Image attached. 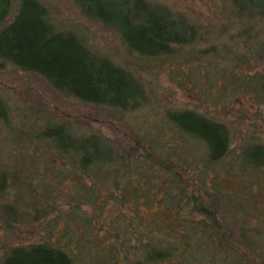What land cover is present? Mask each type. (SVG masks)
<instances>
[{
    "label": "rangeland",
    "instance_id": "obj_1",
    "mask_svg": "<svg viewBox=\"0 0 264 264\" xmlns=\"http://www.w3.org/2000/svg\"><path fill=\"white\" fill-rule=\"evenodd\" d=\"M155 1L188 16L207 41L174 55L135 58L125 52L118 35L82 17L73 0H46L56 24L68 25L142 76L150 103L138 110L111 116L104 108L59 95L41 77L13 67L0 72V98L9 107L8 122L0 120V171L9 177L5 199L30 214H42L11 229L0 223V250L51 241L71 250L75 264H264V167L242 166L238 157L240 146L264 141V52L246 60L231 57L232 52L247 51L243 41L229 39L241 29L229 0ZM260 29V39L251 41L253 54L261 50L260 40L264 43V19ZM211 44H218L215 54L203 56L201 49ZM181 108L196 109L229 126L231 146L224 160L203 165L199 144L181 135L167 116ZM45 114L125 146L133 143L135 133L155 161L140 152L131 181L122 187L115 186L108 165L81 173L35 138L33 125ZM155 157L177 166L170 172ZM205 186L216 190L225 232L175 206L176 188L203 196ZM161 238L181 240L182 246L172 258L143 261V244Z\"/></svg>",
    "mask_w": 264,
    "mask_h": 264
},
{
    "label": "trees",
    "instance_id": "obj_2",
    "mask_svg": "<svg viewBox=\"0 0 264 264\" xmlns=\"http://www.w3.org/2000/svg\"><path fill=\"white\" fill-rule=\"evenodd\" d=\"M73 2L82 17L118 35L125 52L135 58L174 55L185 46L193 48L207 41L205 34L191 23L188 16L173 11L163 2ZM229 2L232 17L236 18L241 29L231 34L232 38L228 34V38L235 44L243 41L247 51H240V54L232 52L231 57L239 55L240 60L259 58L264 52V43L260 40L261 50L257 49L253 54L251 41L257 42L256 38L260 39L262 33L261 29L258 30V24L264 19V0ZM217 48L218 44L203 47L202 55H214ZM7 67L41 77L59 95L104 108L111 116L115 112H133L150 103L148 85L140 74L108 53L94 48L68 25L65 26L61 21L56 24L46 0H15V6L13 0H0V72ZM167 116L181 135L199 144L203 150L204 166L216 165L229 153L231 135L226 123L193 108L171 110ZM8 118L9 107L0 98V120L7 123ZM75 123L79 124L80 121ZM33 129L36 130V139L52 148L58 157L67 159L71 165L75 164L81 173L89 175L94 165L112 167L115 186L122 187L131 181L136 171L133 162L140 152L155 161L152 151L142 144L135 133L132 135L133 143L125 146L99 131H87L80 125L64 120L55 121L47 114L39 125H33ZM239 149L238 157L242 166L247 165L252 169L264 167V141H249ZM156 160L157 164L170 172L177 166L169 160ZM8 178V173L0 171V223L11 229L38 220L42 215L39 211L30 214L5 199ZM184 179L188 186V178ZM176 189L178 201L175 206L182 205L187 208L189 217H200L225 232L226 227L219 216L221 205L216 190L205 186L202 196L200 191L188 194L184 187ZM169 192L167 195H171ZM180 246L181 240L170 238L147 241L143 244V261L172 258ZM0 251V264L76 262L71 250L51 241L4 245Z\"/></svg>",
    "mask_w": 264,
    "mask_h": 264
}]
</instances>
